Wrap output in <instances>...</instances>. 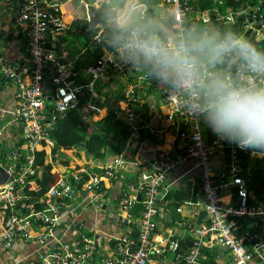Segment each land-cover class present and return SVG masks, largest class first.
Returning a JSON list of instances; mask_svg holds the SVG:
<instances>
[{
	"label": "built area",
	"instance_id": "1",
	"mask_svg": "<svg viewBox=\"0 0 264 264\" xmlns=\"http://www.w3.org/2000/svg\"><path fill=\"white\" fill-rule=\"evenodd\" d=\"M17 14V23L26 27L28 55L33 70L24 79L18 68L0 59V82L10 80L14 87V104L10 111L3 110L19 128L17 145L11 150H0V168L6 173L4 183L0 185V247L3 250L12 247L18 238L36 244V256L25 264H204L201 261V249L210 243L212 238L220 239L222 247L229 252V264H264V238L257 234L244 235L238 238L236 219L247 217L264 223V183L261 199L257 204L249 205V194L245 180L240 175V150L235 145L230 147L228 174L230 185L236 188L238 202L236 206H227L220 195V187L214 180L212 169L213 149L202 134V118L192 115L190 105L193 103L187 91L174 86L163 93L164 120L168 127L176 129V139L182 144L183 153L174 157L165 149L158 153L151 163L142 162L138 167L137 177L128 180L123 192L117 198L119 212L110 215L111 225L102 242L97 230L80 233L75 228L76 213H73L76 188L66 176L60 180L39 200H34L25 192L34 188L39 170L35 167V152L42 148L48 150L53 142L46 130L52 128L56 118L74 108L78 96L89 92L90 99L98 98L94 82L107 80L110 70L122 72L117 62L118 55L130 54L125 49L127 39L106 56L97 60L87 70L92 81L77 87L73 81L77 59L67 52H62L49 43V37L67 32L68 24L62 14V0H21ZM84 2L85 0H78ZM173 7V18L179 29L175 41L165 40L162 43L173 44L184 41V22L190 0H163ZM85 5V4H84ZM86 6V5H85ZM245 14H217L216 25L235 24ZM201 21L207 24L209 18L202 14ZM253 26L244 23L240 36L248 35ZM259 34V33H258ZM95 44L100 43V34L95 33ZM212 67L205 66L201 72L212 75ZM49 73L54 90L52 106L54 112L46 117L47 95L43 90L45 74ZM236 77L232 82L237 86H261L264 77L247 72L241 63L235 69ZM150 80V74L144 75ZM123 103L125 119L132 130L135 121L141 120V113L131 109L139 102L136 85L124 91ZM130 105V106H129ZM98 106L91 101L83 105L82 120L89 124V114L97 111ZM48 119L47 122L45 120ZM8 124L0 130V137ZM163 130L154 132L162 135ZM194 161L199 170L202 185V204L208 219L197 225L200 212L194 209L187 216H182L175 226L163 228V196L161 190L171 173ZM124 160L121 156L107 163L101 172L89 173L82 167L73 170V179L81 185V190L94 195L104 179L115 177L121 170ZM264 181V172H263ZM142 199H139V196ZM141 204L138 214L134 209ZM96 211V209H95ZM178 212L181 213L179 210ZM80 214L88 213L81 209ZM135 216V217H133ZM169 226V227H168ZM179 226L186 232L190 245L180 252V237L175 233ZM136 232L135 237L132 234ZM112 244H114L112 246ZM171 258V259H169Z\"/></svg>",
	"mask_w": 264,
	"mask_h": 264
},
{
	"label": "crops",
	"instance_id": "2",
	"mask_svg": "<svg viewBox=\"0 0 264 264\" xmlns=\"http://www.w3.org/2000/svg\"><path fill=\"white\" fill-rule=\"evenodd\" d=\"M63 1L64 9L62 17L68 24V30L73 19L79 12V7L83 4L88 8L91 2V5L95 10L102 4H107L115 10L116 14L120 8L124 6V0H85L84 2H77L74 0ZM236 1L237 0H228V13L246 14L249 9L248 5H245L244 7ZM202 3L204 4L205 2ZM21 4V0H0V59L11 66L25 69L28 75H30L31 61L27 49L26 27L17 23V14ZM135 6L138 8L136 22L141 29L161 42L165 40H176V37L179 35V29L176 33H173L171 29L167 27L168 20L173 17L172 6L165 4L163 0H138ZM189 8L190 10L185 18L189 23V30L186 32L184 28L183 39L187 40L203 33H214L201 21V17L202 14H205L209 18V21H212L215 24V17L219 14L217 9L200 11L194 5ZM114 26L116 27L115 24ZM198 27H201V29L195 31ZM94 30L88 37L84 36L88 39L86 42H83L81 39H75L71 43L67 42L71 40V37L68 35L69 32L62 35L67 39L62 43H57V40L60 39L57 37L54 38L51 36L48 39L51 45L57 48L60 47V50L58 49L59 51L65 50L70 56L77 59V65L73 75V81L77 87L85 86L92 81V76L87 73L88 69L85 67L94 64V59L89 49L92 48V46L86 45V43H89V40H93L95 33H98ZM228 32H235V30H233L231 26H227L221 31L223 35ZM241 37L245 39L247 38L246 35ZM255 42H261L260 35L256 37ZM129 55L130 54L117 56V62L122 66L123 72L110 71L111 73H108L107 80L98 79L94 82L95 90H98L100 93V103L97 114L91 119L92 121H98L105 117L108 108L111 105L118 104L117 106L121 110H124L123 103L118 100V97L121 96L126 89L132 85H136L139 102L131 105V109L141 113V120L134 122L135 128L132 130L131 137L127 142L126 152L121 155V158L124 160L123 168L116 172L114 178L111 177L104 179L97 190V193L94 195L87 194L81 189H79L74 195L76 196L74 205L77 204L78 206L76 215L77 221L79 222L75 224L76 230L80 231V233L97 230L100 234V238H102V242H105L103 236H105L110 230V215L112 216L119 212L117 198L123 192L126 193L124 185L128 181L127 179H133L134 175L138 173V167L140 164L142 162H153L158 153L165 149L169 150L174 157H178L183 153L182 144L176 139V129L174 127H168L164 120L163 93L171 85L159 86L155 78L151 75L150 80L144 78V75L150 74V67L147 64L129 59ZM228 59L227 66H209L212 67V75L223 76L234 80L236 77L235 69H231L233 65L230 64L232 57ZM225 60H227V58ZM223 63H220V65H223ZM239 63L240 62L238 61V63L234 65H238ZM261 86H264V84ZM13 95L14 87L11 83L6 80H1L0 130L8 124L4 133L0 137V150L2 151L11 150V148L15 147L19 136L18 126L13 123L9 117L3 116L1 113L3 110L10 111L12 109L14 104ZM201 127L205 142L213 149L212 169L214 180L221 188L220 195L223 203L227 206H236L238 202L236 188L229 184L230 177L228 174L230 147L233 145L215 136L207 127L203 119ZM158 130H163L162 135L159 136L154 134V132ZM51 148L48 153V163L53 166L52 173L57 177L56 183L65 175V172L69 170L73 171L75 168L82 167L89 173H98L92 168L96 167L103 169L107 163L117 158L115 151L109 146H107L102 160L98 161L92 156L89 163L84 161L82 152L81 158H75L72 155L73 149L72 151L67 150V147L64 144L61 145L58 153H56L54 157L51 155ZM240 159V175L246 182L249 194L248 204L252 206L257 204L261 199L264 183L262 177L264 172V156H255L249 151L240 150ZM63 162H68V166L63 165ZM43 174L44 172L40 168L38 179H41ZM173 191L185 193L187 196L184 199H180L182 200V205L178 209V211H181V213L179 212L180 217L187 216L194 209L200 208L203 202V191L199 179V170L194 161H189L186 165L171 173V176L161 190L163 201L166 195L171 194ZM174 200L175 197L168 202L162 201L163 203L161 204V207L166 222H170V216L166 211V205L172 203ZM81 209L86 211L88 215L84 214V216H82L80 214ZM253 222L258 221L253 220ZM253 222L246 221L243 224H240V228L238 227L236 233L242 236L248 235V237L257 234L258 232L251 233L247 230ZM78 225L81 226L79 230L77 229ZM175 228V233L180 237V240L187 237L186 232L179 228V226L178 228L177 226ZM257 235L264 238V234L261 235V233H258ZM36 254L35 243L23 238H18L9 249L3 250L0 247V264H25L26 262L33 260ZM209 254H211V256ZM200 257L204 264H207L206 262L211 264H229L230 262L229 252L222 247L220 239L216 238H212L210 243L201 249ZM96 258L93 260L92 264H99L100 260L97 262Z\"/></svg>",
	"mask_w": 264,
	"mask_h": 264
},
{
	"label": "clouds",
	"instance_id": "3",
	"mask_svg": "<svg viewBox=\"0 0 264 264\" xmlns=\"http://www.w3.org/2000/svg\"><path fill=\"white\" fill-rule=\"evenodd\" d=\"M137 2L124 0L113 18L127 34L129 59L147 64L159 86L187 91L192 115L202 118L219 139L264 156V86H237L230 78L201 72L203 66L215 67L235 57L247 72L264 77V51L236 33H203L171 45L162 43L137 25Z\"/></svg>",
	"mask_w": 264,
	"mask_h": 264
},
{
	"label": "trees",
	"instance_id": "4",
	"mask_svg": "<svg viewBox=\"0 0 264 264\" xmlns=\"http://www.w3.org/2000/svg\"><path fill=\"white\" fill-rule=\"evenodd\" d=\"M77 1L78 0H74ZM261 0H237L236 2L240 4L241 6L248 5L252 6L257 4ZM62 2H64L62 0ZM202 2H205L204 4ZM195 6L200 11H206L207 9H217V11L225 15L228 13L227 6H229L228 0H190L189 7ZM78 13L76 17L73 19L71 25L69 26V30H67L66 33L69 32V36L71 37V40L67 42H72L75 39H79L80 36H84V32L87 29L88 26V18H87V8L83 4L78 9ZM97 17L100 20V25L95 28L94 31L98 32L100 34V43L95 44L94 40H89V43H86V45H91L92 48L90 49L91 55L94 59V63L97 60H100L102 57L106 56L109 52H112L120 43L121 40L127 39V34L123 32L122 30L116 28L114 26L113 18L116 16L115 10L112 9L111 6H108L107 4H102L98 9H96ZM188 21L185 20L184 22V28L185 31L189 30L188 28ZM167 27L171 29L173 33H176L178 31L177 24L173 17H171L168 20ZM201 27H198L195 29V31H199ZM65 34V33H64ZM61 35H53V37L60 38L57 40V43H62L66 39V37ZM59 36V37H58ZM63 37V38H62ZM28 43V42H27ZM28 49V45H27ZM57 49L60 50V47ZM62 52H67L65 50H62ZM68 53V52H67ZM229 59L224 61L223 65L217 64L216 66L222 67L228 65ZM89 66H92L89 65ZM89 66H86L85 68L88 69ZM238 65H233L231 69H236ZM33 67L31 65L30 72H32ZM113 71V70H110ZM123 72V69H122ZM111 73V72H110ZM45 78L49 79V73L46 72ZM52 87V91H53ZM98 90H96L97 92ZM98 98L95 100L90 99L89 92L85 90L84 95L79 97L78 96V103L74 108L68 109L64 115H59L56 118L55 124L52 128H48L46 132L48 133V137L53 142V146L51 148V155L52 157L55 156L56 153H58L60 147L62 144H64L67 148V150L72 151V155L76 158H81V152L77 150L78 147L84 146L87 148L89 152L93 155L94 159L100 161L104 157V153L107 149V146H109L111 149H113L116 153V156H121L126 152V145L128 140L131 137V130L129 129V124L125 119L124 112L120 111L118 108V104L111 105L108 108V111L102 119L98 121H92L91 119L97 114V111H92L89 114L90 122L89 124H84L82 120V112L81 109L83 105L87 104L88 101H91L92 103L99 106L100 100H99V91L97 92ZM119 96V93H118ZM118 100L121 102L123 100V95L118 97ZM130 106V105H129ZM52 107V101H47V109L48 113L50 111V108ZM131 107V106H130ZM65 166H68V162L62 163ZM35 167L39 170L40 168L43 170L44 174L41 179H37L34 188L30 191H26L25 193L29 196H31L34 200L39 201L49 190L50 187H52L56 181L57 177L54 173H52L53 166L48 163V150L45 147V144H42V148L37 150L35 152ZM93 170L97 171L98 174L101 172V169L99 168H92ZM68 180L74 185L76 188V191L81 189V185L77 184V182L73 179V171L69 170L65 172V175ZM137 177V174L134 175V178ZM263 177V174H262ZM132 180V179H127ZM126 180V181H127ZM236 190V189H235ZM237 195V192H236ZM173 197H175V200L166 205V211L168 215L170 216V222H167L169 226H175L177 222H180L181 217L180 213L178 212L179 207L182 205L181 198H186L185 193H179L176 191H173L171 194H167L164 201H170ZM139 199H142V196H139ZM162 202V203H163ZM142 209L141 204H139L135 209L134 213L138 214L140 210ZM165 221V218L163 219ZM246 221H252L253 219H249L247 217H241L239 219H236V225L237 229L240 228V224H243ZM251 233H261V235L264 234L259 228H248ZM257 233V234H258ZM235 234L238 238L244 237V235H238L235 231ZM180 245V252L183 253L187 250V248L190 245V240L188 237L181 239L179 241ZM211 256V254H209ZM207 264H211L209 262H206Z\"/></svg>",
	"mask_w": 264,
	"mask_h": 264
},
{
	"label": "water",
	"instance_id": "5",
	"mask_svg": "<svg viewBox=\"0 0 264 264\" xmlns=\"http://www.w3.org/2000/svg\"><path fill=\"white\" fill-rule=\"evenodd\" d=\"M248 12L242 17V18H238L236 23L234 25H229V24H225V25H216L214 24L212 21L208 22L207 25L209 27V29L211 31H213L214 33H218L221 36H223V34L221 33V31L224 30V28H226L227 26H231L233 30H235V32H228L229 33H236V34H241V32L243 31V26L244 23L247 22L248 24H251L253 26V30L251 31L250 34L246 35L247 36V40L250 41L255 47H257L258 49H260L261 51H264V0H261L259 2H257V4L252 5V6H248ZM16 15V13H15ZM87 15H88V26L86 31L84 32V36H89L90 33L100 25V20L97 17L96 14V10L92 7L91 2L90 5L87 8ZM259 33V34H258ZM245 35V34H244ZM260 35L261 37V42L260 43H256V37ZM238 63V60L235 57H232L230 64L234 65ZM44 88L46 91H48V101H51V97H50V86L47 82H45L43 84ZM77 150H79L80 152H82L83 154V159L86 163H89L91 158H92V154L91 152H89L87 150L86 147L81 146L78 147ZM6 179V173L5 171L0 168V185L2 183H4ZM203 194V192H202ZM200 212L198 214L197 220H196V224L200 225L202 224L204 221H206L208 219V216L205 212V210L203 209V205L200 206ZM168 223L165 222L163 228L166 229L167 228ZM80 225L77 226V229H80ZM250 227H256L261 229L264 232V223L261 222H253L251 223ZM136 232H134L132 234L133 237H135ZM114 244H112L113 246Z\"/></svg>",
	"mask_w": 264,
	"mask_h": 264
},
{
	"label": "rangeland",
	"instance_id": "6",
	"mask_svg": "<svg viewBox=\"0 0 264 264\" xmlns=\"http://www.w3.org/2000/svg\"><path fill=\"white\" fill-rule=\"evenodd\" d=\"M64 9V7H62V10ZM88 37V36H87ZM79 39H81L83 42H86L88 39L86 38V37H84V36H80L79 37ZM18 72H22V74H21V76L24 78V79H26V78H28L30 75H28V73H27V71L25 70V69H20V68H18ZM29 74H31V72L29 73ZM6 81H8L9 83H11V85L13 86V82H11L10 80H6ZM45 82H47L48 84H49V86H50V97H51V101H52V93H53V91H52V87H53V85H52V83H51V81L49 80V79H45L44 80V82H43V84L45 83ZM54 88V87H53ZM43 90L46 92V95H47V97H48V91H46L45 90V88H44V86H43ZM54 90V89H53ZM121 91V90H120ZM119 91V92H120ZM117 93H118V91H117ZM13 100H14V97H13ZM47 101H48V98H47ZM13 103H14V101H13ZM53 105V104H52ZM54 112V110H53V106L50 108V111H49V113H48V109H47V105H46V117H47V115L48 116H51V114ZM64 115V114H63ZM48 121V119H46L45 120V122H47ZM77 208H78V206H77V204L76 205H74L73 206V213H76V210H77ZM116 215V214H115ZM105 225V224H104ZM105 231H106V229H105Z\"/></svg>",
	"mask_w": 264,
	"mask_h": 264
}]
</instances>
